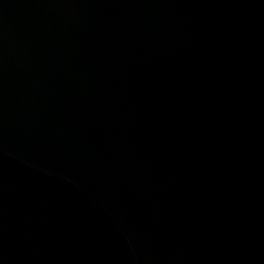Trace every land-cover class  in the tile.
<instances>
[{
	"label": "water",
	"instance_id": "95a60500",
	"mask_svg": "<svg viewBox=\"0 0 264 264\" xmlns=\"http://www.w3.org/2000/svg\"><path fill=\"white\" fill-rule=\"evenodd\" d=\"M0 264H264V0H0Z\"/></svg>",
	"mask_w": 264,
	"mask_h": 264
}]
</instances>
